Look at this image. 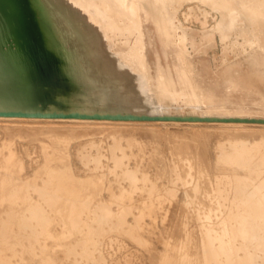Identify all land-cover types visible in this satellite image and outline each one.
<instances>
[{
	"label": "rangeland",
	"instance_id": "obj_1",
	"mask_svg": "<svg viewBox=\"0 0 264 264\" xmlns=\"http://www.w3.org/2000/svg\"><path fill=\"white\" fill-rule=\"evenodd\" d=\"M222 1L231 15L219 24L215 0H13L11 13L3 0L26 27H0V65L15 70L0 76V99L50 106L57 89L36 80L34 88L9 58L55 50L72 56L55 59L70 67L63 71L86 72L113 92V109L212 117L0 114L3 264H225L208 228L236 229L246 219L238 181L256 178L248 163L225 156L235 143L264 153V122L251 120L264 119V0ZM62 92L70 102L83 98ZM225 237L242 255L239 234ZM253 253L252 264H264V249Z\"/></svg>",
	"mask_w": 264,
	"mask_h": 264
},
{
	"label": "water",
	"instance_id": "obj_2",
	"mask_svg": "<svg viewBox=\"0 0 264 264\" xmlns=\"http://www.w3.org/2000/svg\"><path fill=\"white\" fill-rule=\"evenodd\" d=\"M7 28L2 29V32H8ZM24 50V48H23ZM21 52V53H20ZM20 53L19 56H12L18 60H12L11 62L17 63L19 61L20 69L25 71V76L31 77L33 87L35 88V80L33 77L38 78V75H44L45 80L39 81L38 85L49 87L48 90L57 89L56 94L50 93L55 97L52 100L57 101L58 106H46L45 108L40 107L39 103H22L20 101L6 100L8 98L0 99V114L2 115H39V116H50V117H82V118H111V119H180V120H200L210 119L212 117H201L198 115H158L150 113H139L136 111H129L126 109L118 110L113 109L111 102L106 99L107 95H111L113 92L105 89L99 81H90V77L83 72H74V77L70 71H63L64 68H70L63 63H58L55 59L59 58L62 61L69 62L70 53L64 54L65 52L53 51V57L51 54L46 55L42 58L30 57L23 51L17 50L14 55ZM72 58V57H71ZM56 63V64H55ZM19 71V69L17 70ZM16 71V72H17ZM34 71L35 75L31 72ZM6 72L8 76H12L11 73L15 70L11 67L4 71V66L0 65V76ZM28 72V73H27ZM78 73V74H77ZM64 76V77H63ZM8 78V77H7ZM1 82L3 84V90H9L10 84L5 82L6 79ZM102 83V82H101ZM68 89L71 93L77 94V90L83 91V98L77 97V99L70 102L64 96L60 98L57 95H62L63 89ZM114 103H123V101L114 98ZM133 104V102L130 101ZM44 103H41V105ZM233 120H241V118H234ZM252 121H263L264 119H251Z\"/></svg>",
	"mask_w": 264,
	"mask_h": 264
},
{
	"label": "bare ground",
	"instance_id": "obj_3",
	"mask_svg": "<svg viewBox=\"0 0 264 264\" xmlns=\"http://www.w3.org/2000/svg\"><path fill=\"white\" fill-rule=\"evenodd\" d=\"M9 1V6H8V13H11L10 10H12L14 8L13 4V0H8ZM12 1V2H11ZM44 5V2L42 3ZM215 6L220 8L221 11V18L219 19L218 23L220 24L222 19L224 18L223 15H231V11H229L226 2L222 1V0H215ZM6 6L3 4V0H0V27L1 29H9L15 25L17 22L21 23V26L26 27V24L24 23L23 19L21 17H19L18 15H16L17 17L15 18L16 20L12 21V16H10L6 11ZM14 10V9H13ZM24 12L25 14H28L27 10L24 8ZM49 13L52 15V13L49 11ZM47 14V13H46ZM152 18L153 19H157L158 15L156 12H152L151 13ZM38 20V19H37ZM52 22L53 28L52 30H54L55 32H58L59 27L56 26V22L55 19H51L48 18V24H50ZM15 23V24H13ZM232 25V24H231ZM43 26V25H42ZM15 28V27H13ZM11 28V29H13ZM41 30V29H40ZM12 34L15 33L13 30ZM5 34V33H4ZM16 34V33H15ZM14 34V35H15ZM8 36V35H7ZM13 36V35H12ZM4 37V36H3ZM2 37V38H3ZM15 37V36H14ZM9 38V36H8ZM7 38V40H8ZM12 37H10L11 39ZM2 41V40H1ZM3 42V41H2ZM1 42V43H2ZM4 42H5V38H4ZM3 42V43H4ZM6 43V42H5ZM15 46V45H14ZM3 48V47H2ZM19 48V46H18ZM9 49V48H8ZM12 49V48H10ZM4 50V49H3ZM13 50V49H12ZM17 51V50H16ZM21 53V52H20ZM20 53L16 54L15 56H19ZM72 57V56H71ZM83 58V57H82ZM12 60H18L15 57L11 58ZM11 59L9 58V60L11 61ZM74 59V58H73ZM81 59V58H80ZM20 61V60H19ZM73 61V60H72ZM81 61V60H80ZM18 62V61H17ZM87 62H90V59H84L83 58V63L87 64ZM91 63V62H90ZM85 66V65H84ZM89 68V67H88ZM79 71V70H78ZM25 72V71H24ZM86 73V72H85ZM32 75H35V72L32 71L31 72ZM78 74V73H77ZM95 75V74H94ZM24 76V75H22ZM34 80L37 81V83H39V81L37 79H40L41 81H44L46 78L44 75H38V78L33 77ZM15 79V78H14ZM25 79V78H24ZM102 81H104V78H100ZM16 80V79H15ZM15 82V81H13ZM10 83V82H9ZM11 85V84H10ZM103 86V85H102ZM2 87V86H0ZM44 89H47V87H43ZM8 91V90H7ZM63 91H65L66 93L69 92L68 89H63ZM5 92V90H4ZM2 93V92H1ZM127 102V101H126ZM129 102V101H128ZM130 103V102H129ZM122 104V103H121ZM125 105V104H124ZM128 105H125V107ZM5 144V143H4ZM6 145V144H5ZM1 149V148H0ZM250 150L247 147L242 146L241 144H237L235 143L232 151H229L226 156H225V161L226 162H230V163H235V165H239L243 162L248 163L249 165V170L251 172H253L256 176V178H253L254 181L250 184L248 183L245 179L241 178L238 181V189L241 193V200L242 203L245 205V211H246V219L242 218L241 222L239 224V226L236 229H232L229 228L228 225H225L223 227H220V229H215L212 226H209L208 228V237L210 240V244H213V249L214 252L217 256L222 255L225 257V264H252L253 263V256L256 254H254L253 252L258 249V248H263L264 249V153L259 156L253 155L252 153L249 152ZM243 155H247V158H244ZM18 167V165H17ZM20 167V166H19ZM1 186V184H0ZM47 187V186H46ZM48 188V187H47ZM50 190V189H49ZM43 191V188H42ZM51 191V190H50ZM46 192V191H45ZM52 193V192H51ZM51 195L52 197V194ZM42 195V194H41ZM48 197V196H47ZM46 197V198H47ZM54 197V196H53ZM52 197V198H53ZM49 199V198H48ZM45 201V200H44ZM47 201V200H46ZM45 201V202H46ZM10 203V202H9ZM12 203V202H11ZM47 204V203H46ZM39 205V204H38ZM50 205V204H48ZM37 206V205H36ZM35 206V208H36ZM37 208L39 209V207L37 206ZM13 208H11L10 211H12ZM41 209L43 210L44 208L41 207ZM40 209V212H42V210ZM7 211V210H6ZM38 213L39 210H37ZM47 211V210H46ZM13 212V211H12ZM11 213V212H10ZM9 213V214H10ZM6 214H8L6 212ZM46 214V213H45ZM31 215V214H30ZM40 215V214H39ZM12 216V215H11ZM47 216V214L45 215ZM111 216V215H110ZM109 214H107L106 212L101 213L100 214V219H105L110 217ZM7 217V216H6ZM10 217V216H8ZM25 218V217H24ZM27 218V217H26ZM25 218V219H26ZM31 218V217H30ZM37 218V217H36ZM43 218V216H42ZM28 219V218H27ZM38 219V218H37ZM99 219V218H98ZM9 220V219H8ZM113 221V220H112ZM26 222V221H25ZM24 222V224H25ZM101 222V221H100ZM111 222V220L109 221ZM108 220H106L105 223H109ZM30 223V221H29ZM98 224V220L96 222ZM104 223V222H103ZM115 223H117L115 221ZM115 223H110V227L111 224L115 225ZM120 223V222H119ZM6 224V223H5ZM40 224V223H39ZM22 225V223H21ZM44 225V224H43ZM104 224L102 225H98V227L95 229V231L101 232L103 230V228H105V226L102 228ZM119 225V224H118ZM116 225V226H118ZM6 226H8V224H6ZM5 226V228H6ZM122 227V225H121ZM116 228V227H115ZM132 228V227H131ZM7 229V228H6ZM33 229V228H32ZM32 229L31 230L32 232ZM34 230V229H33ZM130 230V228H129ZM7 231V230H6ZM29 232V231H28ZM34 232V231H33ZM32 232V233H33ZM127 232L130 233V231L127 230ZM132 232V229H131ZM133 232L135 233V231L133 230ZM30 233V232H29ZM230 233L232 236H235L237 233L239 234V236L242 239V246L244 248L243 250V254L239 255L238 253H236L235 248L233 246V244L231 243L230 239L225 237L226 234ZM10 234V233H9ZM37 233H35L36 235ZM8 235V234H7ZM34 235V234H33ZM130 235L132 236V234L130 233ZM9 236V235H8ZM30 236V235H28ZM33 237V236H32ZM214 241H217V243H214ZM74 249V248H73ZM73 249L70 248V250L72 251ZM3 261L0 260V263H2ZM3 264V263H2Z\"/></svg>",
	"mask_w": 264,
	"mask_h": 264
}]
</instances>
